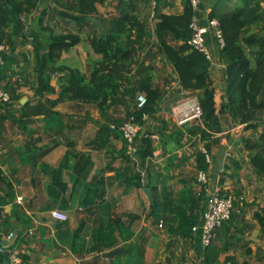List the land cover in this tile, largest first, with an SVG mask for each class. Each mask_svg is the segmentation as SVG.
I'll use <instances>...</instances> for the list:
<instances>
[{
    "label": "crops",
    "instance_id": "0c3cea01",
    "mask_svg": "<svg viewBox=\"0 0 264 264\" xmlns=\"http://www.w3.org/2000/svg\"><path fill=\"white\" fill-rule=\"evenodd\" d=\"M150 1L142 2L140 17L146 20L151 28L149 22L153 19ZM182 1L173 0L172 5L164 8L163 12L181 14ZM114 4L115 0H105L104 4L97 5L96 12L89 22L83 24L79 30L76 24L69 20L58 19L53 16L51 11H48L40 24L38 18L41 11L45 7L51 6L49 0H42V5L36 11L22 17L24 32L28 34L40 30L42 27H48L58 34L78 35L79 43L62 54L60 63L88 76L94 63L100 59L91 50L89 38L100 32L108 31L115 17ZM232 5L234 4L228 0L223 7ZM209 12L210 7L206 3L201 4L198 9V17L203 24L206 23ZM153 42L154 40L151 39L144 46L138 44L133 68H130L129 73H126L125 76L129 80L134 79L135 84L139 79L149 76L154 86L161 91L160 111L152 117H144L145 122L140 127V135L149 133L156 137L153 141H157L153 145L155 147L153 156L146 161V164L150 162L158 164L161 157L167 158L169 162L164 168L162 164L160 165L162 168L159 165H151L152 169L147 174L146 182L149 187L139 190L127 187L129 183L126 178L129 172L126 167L129 164L122 160L120 155L123 145L121 139L112 138L107 146L100 150L89 145L96 131L104 122L105 115H99L97 110L90 113V106L83 103L58 98V77L64 76L66 73L58 72L52 78L55 93L38 95L35 92L34 67L36 61L33 49L27 55L25 45H23L17 47L15 53L12 54L18 57V61L11 67L5 81L8 83L6 89L12 96L11 107L14 110H19V106L27 102L29 105L40 104L43 114L25 119L24 128L12 124L9 120H0V198L6 191L5 180L10 183L11 192L15 195L12 204H0V241L6 240L8 235L16 230V236L19 235L18 238H22V241L17 242L15 247L28 256L30 264H81L83 261L93 258L86 256L85 259H80L78 254L72 250V248L78 250L81 246H88V239L83 238L85 232L89 233L91 237L93 230L99 225V205L102 204L98 202L97 205L88 207L81 204L87 195L86 185L90 182L96 186L92 187L93 189H102L101 200L105 205L112 207L113 217L133 214L137 215L140 220L143 209H149L147 217L142 218L138 230L133 228L134 223L138 220L132 224L135 234L143 232V237L146 240L144 264H199L204 250L199 242V230L193 234L192 239L188 240L172 236L166 229H163V232L157 231L154 227L164 226L165 221L174 216L171 211L172 202L174 204L179 202L186 191L188 192L190 189L196 196L201 191L200 186L195 187V184H191L194 183L193 179L181 180L184 187L183 192L178 196L169 197L166 192L169 190L171 181L166 179L164 172L171 169L170 163L175 156H182V161H185L187 156V164L192 161L197 172L196 155L201 147L204 148L205 143L208 145L207 155L209 158V161H206L205 170L208 177V183L205 185V197L207 198L209 193L216 188L220 189L224 195H231L234 198V210L238 215V227L242 230V233L231 241L232 246L228 252L220 255L218 264H223L224 258L227 256L233 257L235 264H262L264 237L261 236L260 227L253 215L255 212L264 210V176H257L253 171L250 165V153L244 147V140L255 141L261 136L264 131V117L260 126L253 130L245 129L242 124H234L231 117L225 114L220 116V131L212 133L207 141L198 138L199 134L185 133L184 138L180 141V146H177L171 136L172 128L177 126L166 112L169 111L170 105L181 100L197 101V99L193 92L181 89L173 69L157 52ZM207 44L213 56L209 75L215 90L216 107L219 109L223 96L225 66L218 60L217 52L220 47L212 32L207 35ZM124 84L126 83L124 82ZM111 105L109 115L115 108H122L124 111L123 106L130 107V98L127 96L115 101L113 99ZM51 112L58 113V117H52ZM1 114H3L2 109L0 110ZM46 119L51 124L55 122L50 127H46ZM27 144L32 145L35 154H37L35 149L41 148V151L50 149L49 153L35 164V167L30 165V161L24 154L20 155V152L24 153ZM79 153L90 156L93 169L86 182L73 187L70 167L76 159L71 157V154L73 156ZM133 156L135 157V155ZM184 163L186 164V161ZM60 164H63L62 175L68 190L55 200L51 195L54 193V189L45 172L46 165L57 167ZM28 172L31 174L29 178ZM121 185L123 189H119ZM145 189L151 192L152 201L144 193ZM89 193L91 198L94 193L91 190ZM19 195L23 197L22 204L16 210L31 222L29 226H25L23 221H17L11 211L10 206H14L15 199ZM205 201L200 207V221L205 211ZM153 203L155 204L152 209ZM52 210L69 215L67 220L69 231L81 227L77 243L69 245L58 240L59 234L55 228L58 221L50 216ZM73 212H75L74 215H72ZM29 230L32 231L31 234H27ZM107 261L109 263V260Z\"/></svg>",
    "mask_w": 264,
    "mask_h": 264
},
{
    "label": "trees",
    "instance_id": "16d2710c",
    "mask_svg": "<svg viewBox=\"0 0 264 264\" xmlns=\"http://www.w3.org/2000/svg\"><path fill=\"white\" fill-rule=\"evenodd\" d=\"M49 1L51 6L45 7L38 18L40 24L48 11H51L58 19L69 20L76 24L79 30L83 24L89 22L96 12V6L105 2V0ZM172 1L155 0L152 10L153 27L150 29L147 21L140 17V7L144 0H115V17L108 31L89 38L91 50L100 59L94 63L89 75L84 76L77 69L58 66L62 54L79 43L78 35L58 34L48 27L25 34L22 17L36 11L42 5V0H0V45H6L9 48V52L3 55V65L0 67V87L11 97L10 103L0 104V110H3L0 120H9L12 124L24 128L25 119L43 114L40 104L29 105L28 102L20 105L19 110H14L11 107L12 96L6 89L8 88V83L5 82L7 75L18 61V57L12 54L17 47L25 45L28 37H31L36 61L34 67L36 94L55 93L52 78L58 72H65L66 75L58 77V98L92 106L99 115H105L104 122L89 145L100 150L105 148L112 138L121 139L123 145L120 155L128 164L130 157L126 153L127 144L120 131L117 128L110 129V125L114 124L117 127L132 116L141 127L145 122V116L152 117L160 111L162 93L154 86L151 78L143 77L135 84L134 79L129 80L125 76L135 62L138 44L144 46L153 39L157 52L173 69L181 89L193 92L202 108V126L188 125L172 128L171 136L177 146H180L185 133L199 134L202 140L207 141L209 136L221 126L220 116L225 114L231 117L234 124H242L245 129L256 130L263 122L260 112L264 110V0H239L234 5L226 7L223 5L227 0H201V4L206 3L210 7L207 19L208 21L215 19L218 22L224 43L217 52L218 60L225 66L223 96L219 109L216 107L215 90L209 75L210 62L188 45L191 34L189 24L193 16H198V12L193 11L189 0H183L181 14L164 13L163 9L170 7ZM137 94H143L146 97V104L142 108H137ZM127 96L130 98L131 106H127L125 118L111 119L108 112L113 99L115 101ZM58 115L56 112H51L52 117H58ZM53 123L51 124L48 119L45 120L46 127H50ZM149 135V133L140 135L139 132L135 138L134 155L141 167H146L147 159L152 157L155 151L153 140L146 137ZM244 147L250 153V165L255 174L264 176V131L255 141L245 139ZM204 148L207 153V143ZM35 151L37 154L34 153L32 145L27 144L24 153L20 152V155L24 154L30 161L32 167H35V164L48 154L50 149L41 151L39 148ZM71 157L76 159L70 167V178L74 187L87 181L93 169V162L85 153L73 156L71 154ZM196 159L197 171L205 172L207 167L205 154L198 151ZM126 168L127 172L131 171L128 167ZM62 169L63 164L57 167L46 165L45 173L54 189L51 195L55 200L68 190L63 180ZM126 181L129 183L128 188L149 187L148 183L145 186L141 185L140 177L137 178L135 174L127 177ZM193 181L198 183L196 178ZM4 183L6 191L0 198V204L10 205L15 195L11 192L10 183L6 180ZM86 186L87 195L81 204L88 207L100 202L102 205H99V225L91 234L90 244L86 247L81 246L78 250L72 248L80 259L93 256L81 264H109L102 256L117 248H121L122 252L115 255L114 264H120L122 259L127 264H144L146 240L143 232L136 235L132 230L133 222L139 217L133 214L113 217L112 207L105 205L101 200L102 189H93L95 185L91 182ZM200 187L201 191L197 196L189 189L188 192H184L185 195L179 202L175 204L172 202L171 211L174 216L167 219L164 225L166 231L172 236L188 240L193 238L195 233L192 228L201 224L200 207L206 198L205 185L200 184ZM90 190L94 193L91 198ZM13 205L10 207L16 220L23 221L25 226L31 225V222L17 211L19 205L15 203ZM253 217L260 227L261 236L264 237V210L255 212ZM67 220L58 222L55 228L59 234L58 240L71 245L78 242L81 227L69 231ZM238 225V215L234 210L230 218L215 231L214 238L222 242V246L219 247L213 239L211 244L203 250L202 264H218L220 255L227 253L232 246L231 241L242 233ZM18 237L19 235L15 237L9 250L14 248L17 242L22 241V238ZM20 257L23 264H30L25 253H21ZM224 261L235 263L230 256L225 257ZM0 264H9L4 263L1 247Z\"/></svg>",
    "mask_w": 264,
    "mask_h": 264
},
{
    "label": "built area",
    "instance_id": "2783aa9c",
    "mask_svg": "<svg viewBox=\"0 0 264 264\" xmlns=\"http://www.w3.org/2000/svg\"><path fill=\"white\" fill-rule=\"evenodd\" d=\"M189 3L196 13L201 4V0H189ZM152 9L155 6V0L150 1ZM153 16V12H152ZM189 29L191 31L190 38L188 40V45L193 51L202 54L205 59L210 62H213L212 51L207 44V35L212 32L214 37L217 40L219 47H223V39L221 32L218 28V22L213 19H207L206 23L203 24L200 18L195 15L193 16ZM25 51L28 55V52L33 49L32 47V38L28 37L25 43ZM9 52V48L6 45H0V67L3 65V55ZM11 97L8 92L0 88V104L10 103ZM146 104V97L143 94H138L136 98L137 108H142ZM175 109H171L169 116L179 127H185L188 125H198L202 126V108L197 101L194 100H181L175 105ZM118 129L122 135L123 140L127 144V155L131 158L134 155V142L138 133L140 132V126L134 121V118L131 116L129 119L124 121L121 125L115 126L114 124L110 125V129ZM149 139H156L155 136L149 135L146 136ZM200 135H198V138ZM201 152L205 154V160L209 161L208 155L205 151V148H201ZM196 181L199 184L206 185L208 183V177L206 172L198 170L196 172ZM22 196H17L15 199V204H22ZM234 211V198L231 195H224L220 189H213L206 198L205 201V211L201 216V224L192 228V231L195 233L199 230V242L202 248H206L211 244L215 237V231L221 226L223 222L228 220L231 216V213ZM50 216L58 222H63L67 220V215L58 210H52ZM32 231L29 230L27 234H31ZM11 233L8 235L7 239L10 237ZM10 247V246H9ZM7 247L6 251L8 253V263L9 264H23L21 260V251L18 247H14L9 250ZM2 251H4L2 249ZM223 264H235L230 261H224Z\"/></svg>",
    "mask_w": 264,
    "mask_h": 264
},
{
    "label": "rangeland",
    "instance_id": "374dc122",
    "mask_svg": "<svg viewBox=\"0 0 264 264\" xmlns=\"http://www.w3.org/2000/svg\"><path fill=\"white\" fill-rule=\"evenodd\" d=\"M228 1V0H227ZM231 1V4H235V3H237L239 0H230ZM153 9H151V11H152ZM153 12V11H152ZM152 20V19H151ZM153 21H151V22H149L150 24H151V28L153 27V23H152ZM149 27V26H148ZM150 28V27H149ZM150 28V29H151ZM134 64V63H133ZM133 64H132V67L131 68H133ZM177 103H174L173 105H170L169 106V111H167L166 113H168V115H169V113H171V109H175V105H176ZM90 108V113H94L95 111H96V109L95 108H93L92 106H90L89 107ZM171 108V109H170ZM123 109H124V111L122 110V108H115V109H113V112L110 114V118L111 119H124L125 118V116H126V114H125V112H126V108H125V106H123ZM109 113V112H108ZM261 115H262V118L264 117V110H262L261 112ZM170 126H172L171 124H170ZM177 127H179V126H177ZM93 135V134H92ZM183 138H184V136H183ZM153 140H155V138L153 139ZM157 141H153V145H154V143H156ZM201 148H203V147H201ZM201 148H200V150L199 151H201ZM153 156V155H152ZM151 158V157H150ZM150 158H148L147 160H149ZM186 161V164L184 163ZM185 161H182V156H180V157H178V156H175V158L171 161V163H170V165H171V169H169L167 172L165 171L164 173H165V177H166V179L167 180H169V181H171V184H170V186L168 187L169 188V190L166 192L167 194H168V196L169 197H171V196H178V195H180V193H182L183 192V182H181V180H188V179H195L196 177V168L195 167H193V163H192V161L190 162V164H187V156H186V160ZM168 162L169 161H167V158H163V157H161V161L160 162H158V164H155V162H150V163H147L146 164V167H141L140 166V163H139V161H138V159L136 158V157H134V156H132L131 158H130V161H129V166H128V169H130L131 171H129V173L130 174H128V176L127 177H129L131 174H135L136 176H137V178H139L140 177V184L141 185H143V186H145V184H146V182H147V174H148V172L152 169V166L151 165H159V167L160 168H164L167 164H168ZM163 165L162 167L160 166V165ZM159 168V169H160ZM31 176V174L28 172V178ZM163 177V176H162ZM188 184V183H187ZM191 184H195L194 186L195 187H199L200 186V184L199 183H196V182H194V183H191ZM186 185V184H185ZM190 185V184H189ZM174 187V189H172ZM132 188H135V187H131V188H129V189H132ZM119 189H123V187H122V185L119 187ZM137 190H139V189H142V188H136ZM140 192V191H139ZM141 193V192H140ZM116 194V192L114 191V195ZM141 195V194H140ZM74 213L75 212H73L72 213V215H74ZM148 213H149V209L148 210H146L145 208L143 209V212L141 213V215H140V220H138V221H136L135 223H134V226H133V228L135 229V230H138L140 227L139 226H141V220H142V218L143 217H147V215H148ZM68 218H69V215H68ZM164 225V224H163ZM154 227V226H153ZM154 229L155 230H157V231H162L163 229H165V227L164 226H162V227H160V226H158V227H154ZM163 232V231H162ZM82 235H83V233H82ZM83 238H87L88 239V242H89V244H90V241H89V239H90V234L89 233H86L85 232V234H84V237ZM215 239V238H214ZM7 240V239H6ZM215 241H216V244L219 246V247H221L222 246V242H220V241H217L216 239H215ZM89 257H93V256H89ZM201 261H202V258L200 259V263L199 264H202L201 263ZM224 263V262H223ZM264 263V255L262 256V264ZM120 264H127L126 263V261L124 260V259H122L121 261H120Z\"/></svg>",
    "mask_w": 264,
    "mask_h": 264
},
{
    "label": "water",
    "instance_id": "95a60500",
    "mask_svg": "<svg viewBox=\"0 0 264 264\" xmlns=\"http://www.w3.org/2000/svg\"><path fill=\"white\" fill-rule=\"evenodd\" d=\"M58 66H65V65L62 64V63H59ZM216 131L219 132L220 131V128L218 127ZM144 193L146 194V196L148 197V199L150 201H152L151 192L149 190L145 189L144 190ZM16 234H17V231L14 230L11 233L10 237L7 240L0 241V247L4 250L3 251L4 263H7L8 262V253H7L6 249L10 245H12V243L14 242V239L16 237ZM121 252H122V249L121 248H117V249H114V250H112V251H110L108 253H105L103 255V258L109 260V263L110 264H113V259H114L115 255L116 254H119Z\"/></svg>",
    "mask_w": 264,
    "mask_h": 264
}]
</instances>
